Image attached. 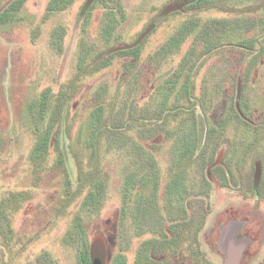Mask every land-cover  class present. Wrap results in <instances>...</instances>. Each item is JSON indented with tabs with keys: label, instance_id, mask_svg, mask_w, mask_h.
Masks as SVG:
<instances>
[{
	"label": "rangeland",
	"instance_id": "1",
	"mask_svg": "<svg viewBox=\"0 0 264 264\" xmlns=\"http://www.w3.org/2000/svg\"><path fill=\"white\" fill-rule=\"evenodd\" d=\"M52 1L0 0V264H264V0Z\"/></svg>",
	"mask_w": 264,
	"mask_h": 264
},
{
	"label": "trees",
	"instance_id": "2",
	"mask_svg": "<svg viewBox=\"0 0 264 264\" xmlns=\"http://www.w3.org/2000/svg\"><path fill=\"white\" fill-rule=\"evenodd\" d=\"M23 1L24 0H19L18 4L15 3L13 6H10L4 12V15H7L10 12V10L11 11L17 10V8H19L20 2L22 3ZM65 1L68 3L70 2V0H53L52 3H50L48 6V10L49 11L60 10L64 7H66L65 4L60 3V2L65 3ZM104 1H106V0H87L81 8L80 14L84 13L85 15H88L92 10H94L97 7L98 4H100ZM131 52H133L134 54H137L139 52V49L137 47H135V49H133ZM121 53H119V54H121ZM50 134H51L50 129L45 131L44 134H37V140H36V143H35L34 148H33V152L36 156L39 155L41 153V151H43L45 149V147H47V142L49 140ZM53 142H54V151L57 155L55 163L59 167L61 166L63 175L67 176V172H66V169H65L64 163H63V153L61 152V149L59 147L58 138L54 137ZM181 150L182 151L176 155L177 165H179V168H181L179 170L180 171L179 173L183 172V170H184L183 167L186 166L183 163L184 161L187 160L186 157H189V160H190V158H192V156H194V148H186V149L181 148ZM67 182H69L68 179H67ZM174 184L177 186V184H179V181L174 182ZM190 221L191 220L189 219L188 221H186L184 223V225H188L190 223ZM198 229H199V226L196 228V231ZM194 238L196 241V236ZM144 258H145V262H147V264H148L149 260H148L146 254L144 255ZM79 262H80V264H88L87 263V257L85 255H83L81 258H79Z\"/></svg>",
	"mask_w": 264,
	"mask_h": 264
}]
</instances>
